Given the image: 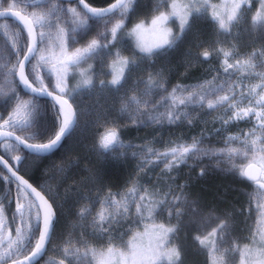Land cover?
<instances>
[{
	"label": "snow or ice",
	"instance_id": "snow-or-ice-1",
	"mask_svg": "<svg viewBox=\"0 0 264 264\" xmlns=\"http://www.w3.org/2000/svg\"><path fill=\"white\" fill-rule=\"evenodd\" d=\"M3 3L6 6L0 10V17H14L23 25L21 35L26 31L27 39L15 48L16 64L12 68H7V64L0 67L6 68L9 75H18L25 91L51 98L50 106H41L35 112L37 116L50 114L58 130L50 131L45 124L37 122L36 116L31 120L18 119L21 110L29 108L31 100L25 101L13 94L4 109L7 118L0 112V136L14 138L24 149L38 156L58 151L78 125V112L73 111V92L81 89H99L119 98L123 102L121 113L134 108L127 122L107 112L99 117L98 123L104 130L96 133L93 148L101 158L116 147H125L119 134L121 124L162 126L165 122L171 125L187 121L191 125L194 121L190 119V106L206 110L209 115L223 109L212 128L202 129L191 142L170 139L163 151L152 141L145 146L129 143V149L140 150L139 153L133 151V157L145 156L137 165V172H143L154 158L163 163L165 173L172 180L181 165L208 157L214 160L216 167L226 164L225 171L251 182L247 211L251 214L254 202L257 214L264 218V71H256L264 69V0H154L147 9L142 0H108L104 7L90 6L86 0H48L46 5L34 0L29 11L20 7L21 0H3ZM254 4L258 7L253 9ZM249 15V27L255 40L253 50L244 54L227 50L232 47L227 43L232 29ZM204 20L211 22V42L204 46L198 38L197 46L203 50L192 59L199 63L200 57L208 60L215 56L221 61L220 68L211 70L215 73L211 80L176 84L169 92L166 75L162 69H155L156 62ZM48 53L55 57L49 70V76H55L54 87L51 80L46 85L47 77L36 75L32 65L37 57V65L50 63ZM17 66L19 71L15 72ZM237 73L246 75L238 82ZM247 75L255 76L260 83L246 85L243 79ZM77 76L79 84L73 90L71 81ZM161 108L165 111L161 112ZM145 116L147 121L136 118ZM240 121L251 127L225 135L233 126L239 128ZM201 122L207 123L206 120ZM217 123L220 127H215ZM18 129L28 135L17 134ZM213 133L217 134L222 147L205 143ZM32 140L38 142H30ZM21 160L20 155L15 156L17 163ZM9 163L11 161L6 162L0 156V165L11 174V177L4 175L5 184L15 183L17 202L11 224L19 219L21 226L16 228V241H8L9 251L0 254V260L7 257L11 264H38V258L45 254L48 245L59 248L63 243L59 264H73V258L79 264H185L179 236L187 224L193 228L192 239L205 255V264H264V227L249 230L243 248L239 239L227 242L232 216L235 211L244 209H226L223 214H217L216 226L205 234L200 231L203 218L195 204L191 207V217L184 219L186 210L181 202L184 185L179 186L180 192L176 194L171 188L164 191L158 184L144 186L139 175L129 176L125 182L126 192L109 191L105 195L101 182L93 189L96 196L85 197L78 210V219L85 222L84 230L75 239L58 241L54 197L43 185L34 186L29 179L18 175ZM206 170L201 166L199 175H204ZM92 180L96 182L95 173ZM129 184L132 186L128 187ZM23 200L28 201L27 221ZM95 204L100 205L99 211H94ZM4 210L5 206L0 204V212ZM13 244L19 247L13 248ZM20 249L30 252L24 260L18 258Z\"/></svg>",
	"mask_w": 264,
	"mask_h": 264
},
{
	"label": "trees",
	"instance_id": "trees-1",
	"mask_svg": "<svg viewBox=\"0 0 264 264\" xmlns=\"http://www.w3.org/2000/svg\"><path fill=\"white\" fill-rule=\"evenodd\" d=\"M86 2L93 7H104L107 5L108 0H86ZM153 2L154 0H142L144 9H147ZM155 2H158V0H155ZM254 8L255 5H253V9ZM249 25L250 15L244 21L239 23L237 27L232 29V37L228 40V44L231 43V45L239 48L243 52L252 51L253 47L255 46V40ZM16 26L18 25L16 24ZM196 34H199V37H197ZM211 36V22L208 20L200 21L196 24L193 31L187 33L183 40H181L174 49L170 50L157 60L155 69H162L164 71L167 78L166 86L168 90H170L171 87L175 86L176 84H193L197 83L199 80H202V78L206 77L207 79L213 75L214 72L211 70L218 67V64L214 62V56L210 57L208 60H204L202 57H200L199 63L192 59L193 57H197L203 50L202 47L197 46V39L199 38V40L204 43V46H207L211 42ZM125 43H127V41H125ZM47 55L51 56V59L53 58L50 53ZM37 60L32 61L33 66H35V74H44L45 77H47L45 81L47 85L48 80H50L48 74L51 63L37 65ZM144 75L146 76V74ZM51 83L53 86L54 82L52 80ZM14 84L17 87L16 92L18 96H20L25 101H28L29 99L31 100L29 105L31 108V115L29 116L31 118L32 116H36L37 122L45 124L50 131L54 132L58 130V128L53 124L50 114L42 113L37 116L35 112V109L41 108V106L48 107L52 104V102L48 100H39L34 97H29L28 95H22V91L19 90L16 81ZM78 84L79 78L77 76L75 79H72L70 88L75 90ZM128 95L131 96L132 93L129 92ZM73 97L75 100L74 108L79 115V122L72 134L67 139H65L61 149L45 157H35L32 155L29 156L26 152L18 149L16 146L14 147V145L11 143H4L0 147V154L3 156H7L6 154H10L14 150H16V155L27 156L21 163H17L15 159L12 161V163L17 169H19L20 173L26 179H29V182L33 183L34 186L37 184L43 185L45 191L49 192L50 194L52 191L53 194H55V196H52L54 197V201L57 204V207L54 208L57 212V238H59L61 232L66 227L67 217L73 215L71 210L75 209V207L79 205L75 203H77L76 200L79 196V192L81 190L80 188H86L85 186H87V188L90 187V190L86 189L85 193L88 192L89 194H93L95 192L93 189H95L97 186L99 187L100 183L102 182L104 185L103 192L118 191V189L125 187V182L128 181L129 176L131 175L133 177L135 172V163L131 151L132 149H129V147L124 154L122 153L123 150H119L116 147L112 151L113 153H106L105 158H100V156L96 154L97 149L92 147L94 144L93 141L96 142L97 140L96 133L104 130L98 122L94 123V126H91L90 122L95 114H98V117H100L103 113L107 112L112 117L119 116L121 120L125 122L128 121L126 120L128 118L127 113L120 112L119 114L116 111V106L118 107L121 105L122 107V100L99 89H81L74 91ZM70 101L73 103L72 99H70ZM7 107L8 98L0 99V112H4V109ZM191 113L190 119L194 121L193 125H189L187 121H185L187 123L184 122L183 124H163L162 126L158 124L147 123L143 125L135 124L134 127L133 123L121 124L119 128L121 140L127 144L131 143L133 145L138 143L146 144L149 141H152L154 144L159 142L163 144L170 139L175 140L177 138H192L193 136L199 135L202 129H211L213 126V121L217 118L215 117L214 119V117L211 116L214 115L215 112H212L210 115L207 114V112L194 113L191 111ZM4 115L5 118H7V112H4ZM18 119L22 120L21 117H18ZM205 120L207 121L206 124L201 122ZM0 123H2V121H0ZM242 126H244V122H239V128ZM215 127H220L219 123H217ZM237 130V127L233 126L229 132H237ZM17 133L21 135H28V133H21L19 129L17 130ZM215 134L216 133H213V136ZM30 142L35 143L38 141L32 140ZM83 146H86L89 148V150H86V147L84 148ZM31 157H35V159ZM111 157L113 158L111 159ZM26 169L28 170L27 172ZM45 170L48 172H44ZM53 170L60 173L58 174L60 179L58 177H55V179L50 177V174L53 172ZM93 173L96 174V182H93L94 186L91 185L93 180H90V176L92 177ZM199 173L200 171L196 172L195 169H182V171L179 173L181 178L180 182L185 184L186 193L190 198L195 199V197H198L200 200H203L204 203L208 204V206H212L211 208H215V211H217V208L232 210L234 207H237L238 209H244L243 205L246 200L245 196L241 193V189L245 190V186H252L251 183L242 179H238L237 181L232 176H223L219 175L218 173L209 174L208 172L202 176L199 175ZM109 186H112L113 188H109ZM232 187H234V189H232ZM64 188L67 189L65 194L63 192ZM91 191L92 193H90ZM81 192L84 193L83 190ZM82 201L78 203H82ZM50 202L52 203L53 201L50 200ZM230 204H232V206H229ZM241 215L243 216V212L240 214V216ZM238 217L239 216H236L238 219L236 220L240 226V222L238 221L241 219V217ZM184 254V259L186 262L189 260L191 264H199V257L194 253L191 254L188 252L186 246H184ZM49 258L51 257L49 256Z\"/></svg>",
	"mask_w": 264,
	"mask_h": 264
},
{
	"label": "rangeland",
	"instance_id": "rangeland-1",
	"mask_svg": "<svg viewBox=\"0 0 264 264\" xmlns=\"http://www.w3.org/2000/svg\"><path fill=\"white\" fill-rule=\"evenodd\" d=\"M254 5H255V7H258V4H254ZM2 25H7V27L8 26L12 27L11 25H9L8 23L6 24L5 22H2L1 26ZM3 28L6 29L5 27H3ZM8 36H9V34L5 33V38H7ZM16 41H17V39H16ZM227 43H228V41H227ZM229 44H231V43H229ZM227 50L236 51V52L241 53V54L247 53V52L241 51L239 48H237V47H235L233 45H232L231 48H229ZM214 62L218 64V67L216 69H219L221 61L214 56ZM50 63H51V66H49V68L52 69L53 64L55 63V57L54 56L51 59ZM256 71L257 72L264 71V69L257 68ZM213 75H215V73H213ZM213 75H211L207 79L211 80ZM245 75L246 74H244V73H237V81L239 82L240 78L244 77ZM50 77L52 79H54V81H53L54 82L53 87H54L55 86V76L53 74ZM205 78H202V79H205ZM243 83H245L246 85H251V84L260 83V80L258 78H256L255 76H253V75H247L246 78L243 79ZM193 84H196V83H193ZM189 85H191V84H189ZM172 88L173 87H171V89L168 90V91L171 92ZM11 91H12V87L10 85V81H8V80L0 81V99H4V98L8 97L11 94ZM156 95L158 96L159 93L157 92ZM176 95L180 96L181 94L177 93ZM119 104H120V102H119ZM120 109H121V105L118 106V107L116 106L117 113H120V111H119ZM133 110H134V108H133ZM133 110H130V111H133ZM188 110L190 112L193 111L194 113L206 112V110L205 111H200L199 109H193L191 106H190V108ZM130 111H126L125 112V113L128 114V118L130 117ZM160 111L164 112L165 109L161 108ZM222 111H223V109H219V110L215 111L214 115H211V116H213L214 119H215V117H218L222 113ZM30 112H31L30 107L26 111L22 109L21 113H20V117L22 118V120H31V117L28 115ZM128 118H127V120H128ZM136 118L137 119H143L144 121H147V116L142 117V118L141 117H136ZM98 120H99L98 114L97 115L95 114L93 116V119H91V122H90L91 126H94V123L98 122ZM240 122H244V126H242L240 128H237L238 129L237 132L240 129H243L244 131H247L248 128L251 127V125L249 123L245 122V121H240ZM149 124H155V123H149ZM164 124H168V123L165 122ZM138 125H143V124H138ZM237 132H229V133H225V135H228V134L234 135ZM216 135L217 134H215L214 136L208 137V139L205 141V143L208 144L209 146H213L214 145L216 147H222V142L217 138ZM181 139H183V140H185L187 142H191V138H188V139L181 138ZM121 142L125 145V147L124 148L117 147V149L124 150L123 152L125 153L126 150L128 149V145L129 144H127L126 142H124L122 140H121ZM133 145L145 146V145H147V143L146 144L138 143V144H133ZM86 146H83V147L85 148ZM154 146L156 148H158L159 150L163 151L165 143L161 144L159 142L157 144H154ZM86 150H89V148L86 147ZM131 151L132 152L133 151H137L139 153L140 150L138 148H136V149H132ZM133 159H134V163H135V165H134V167H135L134 177L139 175L140 178H141V182H142V184L144 186H150L152 184H158L159 187L162 188L164 191H168L171 188V191H173L176 194H179V192H180L179 186H181V185L185 186V184L180 182L181 178H180V174L179 173H180V171H182V169H188V168H189L188 170L195 169L197 172H199L201 166H205L206 169H207L205 171V173H208V172H209V174L218 173L219 175H223V176L227 175V176L235 177L236 180L239 179L237 176L233 175L231 172L225 171V169L227 168L226 164H221V166L218 168V167H216L214 160L213 159H209L208 157H203V158H200V159L189 160L188 164L181 165L178 169L175 170V176H174V179H172V180H169V178H168L169 174L165 173L163 163L156 162L154 158H152L149 161V163L145 166V170L143 172H139V173L137 172V165L139 163H141V161L145 160V156L143 154H138L137 156L133 157ZM44 172H48V171L45 170ZM58 174H60V173L55 171V170H53V172L50 174V177H52L54 179H55V177H58L60 179ZM91 178L92 177L90 176V180H92ZM93 184L94 183L92 181L91 185H93ZM131 186L132 185L129 184L128 187H131ZM252 187L253 186H248V188H247L245 186L246 190H242L241 189V193H243V195L245 196V200H248L247 192L251 191ZM86 189L90 190V188H84V189L81 188V191L82 190L85 191ZM232 189H234V187H232ZM66 191H67V189L64 188L63 189L64 194L66 193ZM126 191H127V188L124 187V188L119 189L118 191H112V192H126ZM108 192L109 191H107V192L105 191L104 194L105 193L107 194ZM82 193L83 192L79 193L77 202L82 201L88 195L90 197L93 196V198L96 196V194H94L96 192H94L93 194H89L88 192L87 193L84 192L83 194ZM183 193H184V196H183L181 202L184 204V207H185V210H186V214H185V217H184L185 221H187L191 217V215H192L191 207H192L193 204H195L197 206V212H198L199 216L203 218V224L200 227V231L205 233V234H206V231H211V228L216 226V224H217L216 215L217 214H223L225 209H220L219 210L217 208V211H218L217 212V211L214 210L215 208L214 209L211 208L212 206H208V204L204 203L203 200H200L198 197H195V199L190 198L189 195L186 193V186L183 188ZM51 195L55 196V194H53L52 191H51ZM25 201H27V200H25ZM27 203H28V201H27ZM244 204L245 205H243V207H244L243 216L242 215L240 216V214H242V212L240 213V211H235V210L238 209L237 207H234L232 209L233 211H235V214L233 215L234 217L232 216V218L230 220V226L231 227H229V235L227 237V242L228 243H234L238 239L241 240L240 247H242V248L244 247L245 238H247L248 235H249V230L258 231L261 227H264V218L260 217L257 214L255 203L253 202L251 214H249L248 211H247V207H248L247 201ZM79 205L81 206V203ZM79 205L77 207H80ZM229 206H232V204H230ZM77 207H75V209L72 210L73 215L67 217L66 227L61 232V235L59 236V238H57L58 241H62L63 239L65 240V239H69V238L75 239L79 235V233L82 230H84V223L85 222L84 221H80L78 219L77 212H78V210L80 208L77 209ZM99 210H100V205L99 204H95L94 211H99ZM210 210H214V211L210 212ZM107 211H113V209H108ZM74 213H76V214H74ZM1 216L2 217L4 216V214L2 212H1V215H0V219H1ZM236 216L241 217V219H239V221H238V222H240V226L237 223L238 219L236 218ZM246 217H247V219H246ZM236 227H237V229H236ZM75 234H76V236H75ZM193 235H194L193 228L191 226H188L187 224H185V226L183 227V229H182V231L180 233V236H179L180 243H181V245L183 247V250H184V246H186L188 252H190L191 254L194 253L198 257L200 256L199 257V259H200L199 264H205L206 257L201 251H199L198 245L193 241V239H192ZM259 238H260L259 236L256 237L257 240H259ZM250 247H254V246H252L250 244ZM63 248H64V244L63 243L59 244V248H53V245H52V250L58 252V254H59L58 257L59 258H62V256H63ZM184 256H185V254H184ZM73 264H79V262L76 261L73 258ZM185 264H191V262H189V260H187V262L185 261Z\"/></svg>",
	"mask_w": 264,
	"mask_h": 264
},
{
	"label": "flooded vegetation",
	"instance_id": "flooded-vegetation-1",
	"mask_svg": "<svg viewBox=\"0 0 264 264\" xmlns=\"http://www.w3.org/2000/svg\"><path fill=\"white\" fill-rule=\"evenodd\" d=\"M47 3H48V0H40L41 5H46ZM33 5H34V0H21L20 7H23L24 11H29L33 7ZM5 6L6 5L3 3V0H0V10H3V8ZM24 6H27V7H24ZM2 22H5L6 24L8 23L13 28L10 26H8L6 29H4L3 27H0V66L7 64V68H12L13 65L16 64V58L14 55L15 48L20 43H23V41H25L27 39V34L24 31L23 34L21 35L20 30L22 27L19 24H17L16 22H14L13 20L2 19V20H0V26H1ZM16 24L18 26H16ZM5 33L9 34L8 37L10 39L8 37L5 38ZM16 39H17V41H16ZM32 65H33V62H32ZM17 67L14 69L15 72L17 70ZM36 75H40L42 77H45L44 74H36ZM48 76H49V74H48ZM49 79L54 81V79H52L50 76H49ZM4 80L10 81V85L12 87L11 94L6 98H9L13 94L17 95V92H16L17 87L14 84L16 81V75L15 76L9 75L6 68L0 67V81H4ZM17 85H18V83H17ZM18 87H19V85H18ZM19 90L22 91L20 89V87H19ZM22 95H26V94H24L22 92ZM29 97H31V96H29ZM6 98H4V99H6ZM4 143H9V142H2L0 144V147ZM6 155L7 156H3V155H1V156L6 161H11V163H9V165L11 167H13L14 170H17L18 174L23 176L20 173L19 169H16L14 164L12 163V161L15 159V156H16V150H14L12 153L6 154ZM20 156L22 157L21 162H23L25 157H27V156H23V155H20ZM29 156H31V155H29ZM4 175H7L6 172L0 168V183L2 185V186L0 185L1 186L0 187V204L5 206V210L2 211L4 216L3 217L1 216L2 220L0 219V226H2V227H0V254H3L5 252L9 251V249L7 247L8 241H10V240L16 241V239H17L16 228L21 226L19 219H17L15 224H11V219H12L13 214L15 213L16 202H17L16 201V192H15V183L7 184V185L4 184L5 183V181L3 179ZM9 190H11L10 200L8 198L9 197ZM21 202L24 203V205H25V219H26L25 221H27V219H28L27 204L28 203L25 200H23ZM0 215H1V212H0ZM33 219H34V214H33ZM33 246H34V242H33ZM18 247L19 246L17 244H13V248H18ZM29 254H30V252H26L24 249H20V254H19L18 258L23 259L25 255H29ZM58 255H59L58 252L52 250V245H48L47 251L45 252L43 257L38 261V264H59V261L61 258H59ZM47 256H48V258H47ZM49 256L51 258H49ZM5 261H7V264L11 263V261L7 260V257H5L3 260H0V264H5Z\"/></svg>",
	"mask_w": 264,
	"mask_h": 264
},
{
	"label": "water",
	"instance_id": "water-1",
	"mask_svg": "<svg viewBox=\"0 0 264 264\" xmlns=\"http://www.w3.org/2000/svg\"><path fill=\"white\" fill-rule=\"evenodd\" d=\"M2 19L13 20V21H15L16 23L19 24V22L16 21L15 18H14V17H11V16H8V17H0V20H2ZM19 25H20V24H19ZM20 26L23 27V25H20ZM25 32H26V31H25ZM26 34H27V32H26ZM18 71H19V68L17 67L16 72H18ZM16 81H17V83H18V85H19V87H20V89L22 90L23 93H25V94H27V95H30V96H33V97H35V98H37V99H46V100L51 101V98H50V97H46V96H36V95H32L31 93L25 91L24 87H23L22 85H20V83H19V76H18V75H16ZM51 102H52V101H51ZM57 107H58V106H57ZM73 111H74V109H73ZM3 141H9V142H12V143L15 144L17 147H19L20 149H22V150L25 151L26 153H28V154H30V155H33V156H37V157H45V156L50 155V154H44L43 156H38V155L35 154V153H30V152L27 151V149H24L23 145H19V144L16 142V140H15L14 138H5V137H3V136H0V143L3 142ZM5 161H6V160H5ZM6 162H7V161H6ZM9 167H11V166L9 165ZM0 168H1L3 171H5L6 174H7L9 177H11V174L8 173L7 168H4L3 165H0ZM15 168H16V167H15ZM16 169H17V168H16ZM17 174H18V173H17ZM18 175H20V174H18ZM12 180H14V178H12ZM29 255H30V254H29ZM42 257H43V256H42ZM42 257L38 258V261H39ZM20 260H24V258H23V259H20ZM8 264H11V263H8Z\"/></svg>",
	"mask_w": 264,
	"mask_h": 264
},
{
	"label": "bare ground",
	"instance_id": "bare-ground-1",
	"mask_svg": "<svg viewBox=\"0 0 264 264\" xmlns=\"http://www.w3.org/2000/svg\"><path fill=\"white\" fill-rule=\"evenodd\" d=\"M166 74H167V73H166ZM210 74H211V73H210ZM210 74H209V76H210ZM192 80H193V79H192ZM194 81H195V80H194ZM89 102H90V101H89ZM2 103H3V102H2ZM111 104H112V102H111ZM98 109H99V108H98ZM99 111H100V110H99ZM119 114H120V113H119ZM84 116H85V115H84ZM128 119H129V118H128ZM126 120H127V119H126ZM185 123H187V122H185ZM198 124H199V123H198ZM125 125H126V124H125ZM192 125H193V124H192ZM80 126H81V125H80ZM131 126H132V125H131ZM179 126H180V125H179ZM179 126H178V127H179ZM134 127H135V124H134ZM138 127H139V126H138ZM130 128H131V127H130ZM132 128H133V127H132ZM181 128H182V126H181ZM89 129H90V128H89ZM125 129H126V128H125ZM127 129H128V128H127ZM133 129H134V128H133ZM135 130H136V129H135ZM138 130H139V129H138ZM184 130H185V129H184ZM128 131H129V130H128ZM184 132H185V131H184ZM85 135H86V134H85ZM183 135H184V134H183ZM212 136H213V135H212ZM216 136H217V135H216ZM94 137H95V136H94ZM186 137H187V136H186ZM188 137H189V136H188ZM186 139H188V138H186ZM94 140H96V139H94ZM93 142H95V141H93ZM137 142H138V141H137ZM128 143H129V142H128ZM91 145H92V144H91ZM92 147H93V146H92ZM91 149H92V148H91ZM126 149H127V148H126ZM126 149H125V150H126ZM91 151H92V150H91ZM94 151H95V150H94ZM117 151H118V150H117ZM123 151H124V150H123ZM129 151H130V150H129ZM120 152H121V151H120ZM112 153H113V152H112ZM122 153H124V152H122ZM129 153H130V152H129ZM94 155H95V154H94ZM116 155H117V153H116ZM116 155H115V156H116ZM120 155H121V154H120ZM115 156H113V157H115ZM127 156H128V155H127ZM127 156H126V157H127ZM129 156H130V155H129ZM95 157H96V155H95ZM106 157H107V156H106ZM113 157H111V159H112ZM117 157H118V156H117ZM31 158H34V159H35V157H31ZM97 158H98V156H97ZM100 158H101V157H100ZM100 158H99V159H100ZM104 158H105V156H104ZM120 158H121V157H120ZM29 159H30V158H29ZM107 159H108V158H107ZM136 159H137V158H136ZM124 160H125V159H124ZM29 161H30V160H29ZM109 161H110V160H109ZM111 161H112V160H111ZM53 162H54V161H53ZM70 162H71V161H70ZM34 163H35V162H34ZM34 163H33V164H34ZM110 164H111V163H110ZM25 165H26V163H25ZM27 165H28V164H27ZM30 165H31V164H30ZM25 168H26V167H25ZM25 168H24V169H25ZM134 168H135V167H134ZM155 168H156V167H155ZM182 168H183V167H182ZM194 168H195V167H194ZM188 169H189V168H188ZM129 170H130V169H129ZM24 171H25V170H24ZM27 171H28V170L26 169V172H27ZM196 172H197V171H196ZM1 173H2V172H1ZM29 173H30V171H29ZM2 174H3V173H2ZM177 174H178V173H177ZM165 175H166V174H165ZM191 175H192V174H191ZM197 175H198V174H197ZM1 176H2V175H1ZM184 176H185V175H184ZM184 176H183V177H184ZM186 176H187V175H186ZM226 176H227V175H226ZM47 177H48V176H47ZM133 177H134V175H133ZM145 177H146V176H145ZM181 177H182V176H181ZM192 177H193V175H192ZM153 178H154V177H153ZM176 178H177V177H176ZM234 178H235V177H234ZM50 180H51V179H50ZM100 180H101V179H100ZM157 180H158V179H157ZM237 180H238V179H237ZM187 181H188V180H187ZM1 182H2V181H1ZM51 182H52V181H51ZM84 182H85V180H84ZM177 182H178V181H177ZM46 183H47V182H46ZM191 183H192V182H191ZM2 184H3V183H2ZM4 184H5V183H4ZM91 184H92V183H91ZM195 184H196V183H195ZM0 185H1V183H0ZM44 185H45V184H44ZM47 185H48V184H47ZM50 185H51V184H50ZM80 185H81V184H80ZM1 186H2V185H1ZM1 186H0V187H1ZM81 186H82V185H81ZM89 186H90V185H89ZM120 186H121V185H120ZM128 186H129V185H128ZM85 187L87 188V186H85ZM97 187H98V186H97ZM107 187H108V186H107ZM110 187H112V186H109V188H110ZM88 188H90V187H88ZM91 188H92V187H91ZM105 188H106V187H105ZM112 188H113V187H112ZM116 188H117V187H116ZM118 188H119V187H118ZM247 188H248V187H247ZM75 189H76V188H75ZM80 189H81V188H80ZM82 189H84V188H82ZM114 189H115V188H114ZM191 189H192V188H191ZM116 190H117V189H116ZM118 190H119V189H118ZM245 190H246V189H245ZM80 191H81V190H80ZM83 191H84V190H83ZM84 192H85V191H84ZM189 192H190V191H189ZM79 193H81V192H79ZM90 193H92V191H91ZM237 193H238V192H237ZM82 194H83V193H82ZM82 194H81V195H82ZM94 194H96V193H94ZM105 194H106V193H105ZM242 194H243V193H242ZM81 195H80V196H81ZM84 196H85V195H84ZM88 196H89V195H88ZM88 196H87V197H88ZM91 197H93V196H91ZM241 197H242V196H241ZM77 199H78V197H77ZM80 199H81V198H80ZM83 200H84V199H83ZM76 201H77V200H76ZM78 201H79V200H78ZM246 201H247V200H246ZM74 202H75V201H74ZM74 202H73V203H74ZM79 202H80V201H79ZM60 203H61V202H60ZM210 203H211V201H210ZM75 204H80V203L77 202V203H75ZM217 204H218V203H217ZM244 205H245V204H244ZM60 206H61V205H60ZM63 206H64V205H63ZM77 206H78V205H77ZM79 206H80V205H79ZM220 206H221V205H220ZM215 207H216V206H215ZM59 208H61V207H59ZM79 208H80V207H77V209H79ZM58 210H60V209H58ZM70 210H71V208H70ZM207 210H208V209H207ZM219 210H220V209H219ZM71 211H72V210H71ZM213 211H214V210H213ZM217 212H218V211H217ZM221 212H222V211H221ZM66 213H67V212H66ZM77 213H78V212H77ZM240 213H241V212H240ZM64 214H65V213H64ZM74 214H76V213H74ZM70 215H71V214H70ZM66 217H67V216H66ZM233 217H234V216H233ZM232 220H233V219H232ZM80 227H81V226H80ZM230 227H231V226H230ZM190 232H191V231H190ZM73 236H74V235H73ZM75 236H76V234H75ZM63 240H64V239H63ZM190 247H191V246H190ZM199 257H200V256H199ZM58 259H59V258H58Z\"/></svg>",
	"mask_w": 264,
	"mask_h": 264
}]
</instances>
